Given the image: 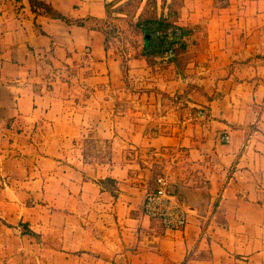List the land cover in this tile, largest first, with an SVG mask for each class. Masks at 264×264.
Instances as JSON below:
<instances>
[{
    "label": "crops",
    "instance_id": "obj_1",
    "mask_svg": "<svg viewBox=\"0 0 264 264\" xmlns=\"http://www.w3.org/2000/svg\"><path fill=\"white\" fill-rule=\"evenodd\" d=\"M45 1L69 20L0 0V264H264V0L168 6L191 35L171 62L128 57L140 85L109 0ZM140 151L194 192L184 228L143 213Z\"/></svg>",
    "mask_w": 264,
    "mask_h": 264
},
{
    "label": "rangeland",
    "instance_id": "obj_2",
    "mask_svg": "<svg viewBox=\"0 0 264 264\" xmlns=\"http://www.w3.org/2000/svg\"><path fill=\"white\" fill-rule=\"evenodd\" d=\"M171 0H109L108 1V11H107V17L103 19L101 22V27L105 31L107 35V45L109 48H112L115 52L120 53V55L123 58V71H124V77H127L129 83L132 82L135 84H142L143 80L142 78H134V76L130 77L128 75V65H127V58L131 57L132 55L140 56V54L148 53L153 56H155L154 53H151L149 51L145 50V47L143 48L144 44V34L145 31L143 30V23L147 20L153 19L155 17L159 18L162 16V13L164 10L169 6ZM179 3V0H172V6L176 7V5ZM142 53V54H143ZM156 62L161 63L163 62L161 59H155ZM168 63V62H163ZM167 94H164L165 97ZM162 96V95H161ZM169 97V99H166L164 101V106L161 104H158L155 106L154 109H150L149 113L151 114H157L159 116L161 113H167L169 111L170 105L175 104V100H177L174 96L173 100ZM169 106V108L167 107ZM167 107V108H166ZM200 109H204L205 112L207 111L205 107L199 106L191 108V112L187 113L186 110L181 112V115L183 116L184 113H186L185 117L191 118V119H205L207 118V112L205 116L201 117L198 116V111ZM146 113V112H145ZM172 116V113H170ZM156 116V117H157ZM154 123L150 124L151 127L149 128H159L162 126V130H169L170 126H174V124H170L173 121L170 120L169 123H164V125H161L160 123H157L156 120H153ZM165 129V127H167ZM151 131H153L151 129ZM142 151H140L137 155L134 156L136 161L141 163L142 165H147L150 167L151 171V178L149 179V183H151V187L153 188L155 185L156 177L160 174L167 175L170 178V174L168 172V167L166 162L161 159L163 155H153V156H141ZM148 162V163H147ZM139 172H141L143 169L137 168ZM171 180V179H170ZM171 188L178 192L181 197L188 200L189 203L194 204L193 198H195V194L191 189H188L184 186H176V183L172 182L171 180ZM150 187V188H151ZM191 201L193 202H190Z\"/></svg>",
    "mask_w": 264,
    "mask_h": 264
},
{
    "label": "built area",
    "instance_id": "obj_3",
    "mask_svg": "<svg viewBox=\"0 0 264 264\" xmlns=\"http://www.w3.org/2000/svg\"><path fill=\"white\" fill-rule=\"evenodd\" d=\"M143 30L150 35L145 50L157 54L158 59L163 62H171L176 56L175 43L191 35L178 22L160 18L145 21ZM205 114L204 109L198 111V116L203 117ZM222 139L228 141L229 134L223 135ZM171 185L167 175H158L154 187L145 193L142 211L160 220L168 229H182L188 223L190 208L178 194L172 191Z\"/></svg>",
    "mask_w": 264,
    "mask_h": 264
},
{
    "label": "trees",
    "instance_id": "obj_4",
    "mask_svg": "<svg viewBox=\"0 0 264 264\" xmlns=\"http://www.w3.org/2000/svg\"><path fill=\"white\" fill-rule=\"evenodd\" d=\"M29 2H30L31 7L33 8L34 11H40L42 13H46L47 15H50L51 17L62 18V19H65L67 21L69 20L68 16H66L65 14L60 12L51 3H49L45 0H29ZM172 5L173 4H172V0H171V2L169 4V10H170ZM107 11H108V2H107ZM159 18L162 20H165V21H171L168 19V17L161 16ZM153 19H157V17H155ZM76 22L77 23H83L84 21L83 20H76ZM184 202L187 206L190 205V203H188L186 200Z\"/></svg>",
    "mask_w": 264,
    "mask_h": 264
},
{
    "label": "water",
    "instance_id": "obj_5",
    "mask_svg": "<svg viewBox=\"0 0 264 264\" xmlns=\"http://www.w3.org/2000/svg\"><path fill=\"white\" fill-rule=\"evenodd\" d=\"M149 37H150V35L148 33H146V35H145L146 44L149 42ZM172 191L175 192L173 189H172Z\"/></svg>",
    "mask_w": 264,
    "mask_h": 264
}]
</instances>
